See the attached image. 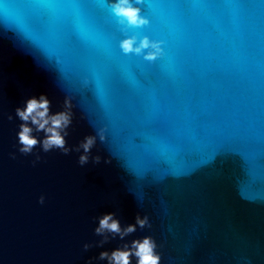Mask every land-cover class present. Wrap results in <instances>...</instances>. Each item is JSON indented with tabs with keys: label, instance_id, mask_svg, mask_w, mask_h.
<instances>
[{
	"label": "water",
	"instance_id": "water-1",
	"mask_svg": "<svg viewBox=\"0 0 264 264\" xmlns=\"http://www.w3.org/2000/svg\"><path fill=\"white\" fill-rule=\"evenodd\" d=\"M90 2L93 19L78 0L0 5V264H85L120 243L82 251L103 212L147 215L125 239L150 235L160 264H264V0H163L128 30L165 41L153 62L123 55L106 3ZM40 93L52 111L70 99L69 145L103 130L99 163L9 157L13 110Z\"/></svg>",
	"mask_w": 264,
	"mask_h": 264
},
{
	"label": "clouds",
	"instance_id": "clouds-1",
	"mask_svg": "<svg viewBox=\"0 0 264 264\" xmlns=\"http://www.w3.org/2000/svg\"><path fill=\"white\" fill-rule=\"evenodd\" d=\"M110 15L122 38L117 41V47L123 55L133 54L144 61L153 62L164 57L165 42L161 39L150 38L149 35H129L130 29L146 28L150 24L147 16L141 14L140 5L144 0H104ZM14 116L19 121L15 132V152L8 153L11 159H16V153L22 156L31 155L30 163L35 166L41 161L40 153L58 151L67 156L70 152L78 153L76 164L83 167L89 162L91 150L97 140H105L102 129L95 130V134L84 135L74 145H69L66 137L70 134L73 123L72 104L68 97L63 100L62 107L51 110V101L46 94L28 96L22 105L15 107ZM8 121L13 120V114H6ZM38 151H35L37 149ZM99 155H91L93 164L100 162ZM108 163V160L104 161ZM38 204L45 203V195L37 197ZM93 235L100 237L93 242H84L81 245L83 252L93 246L102 248L110 239L118 240V246L111 250H102L94 258H89L85 264L95 261H104L105 264H160L161 256L157 251V243L150 235L126 240L125 238L136 232L137 229L150 227L147 215L139 213L133 217L132 223L121 224L115 212H103L94 218Z\"/></svg>",
	"mask_w": 264,
	"mask_h": 264
},
{
	"label": "snow or ice",
	"instance_id": "snow-or-ice-1",
	"mask_svg": "<svg viewBox=\"0 0 264 264\" xmlns=\"http://www.w3.org/2000/svg\"><path fill=\"white\" fill-rule=\"evenodd\" d=\"M4 3V0H0V5H2ZM145 6L148 8L149 10V20H150V24L148 26H151L152 24H154L157 19H158V10L162 9L164 6L163 0H144ZM78 7L80 10V13L82 15H87L89 17H91V15L85 11V9L87 7H93V8H97L99 9V7H97L95 4L91 3L90 0L89 2H86V0H78ZM92 18V17H91ZM93 19V18H92ZM105 20L110 23L111 25L112 22L107 19L105 17ZM94 21V20H93ZM113 27L115 28V26L113 25ZM109 34L106 33L103 29H101L99 26H97L96 24V28L94 30V37L103 45L104 43V37ZM163 40V39H161ZM164 41V40H163ZM165 42V41H164Z\"/></svg>",
	"mask_w": 264,
	"mask_h": 264
}]
</instances>
